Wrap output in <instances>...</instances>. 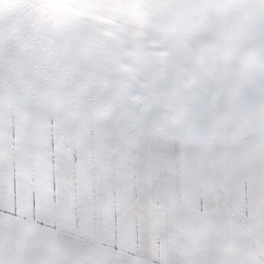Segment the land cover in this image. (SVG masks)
Instances as JSON below:
<instances>
[{
  "label": "snow or ice",
  "instance_id": "1",
  "mask_svg": "<svg viewBox=\"0 0 264 264\" xmlns=\"http://www.w3.org/2000/svg\"><path fill=\"white\" fill-rule=\"evenodd\" d=\"M159 11L202 24L228 14L221 0H36L27 29L0 23V91L14 79L24 92L15 124L0 121V234L54 231L95 241L87 264H145L149 243L189 220L220 222L243 191L249 170L225 105L238 111L244 86L225 101L218 83H173L165 106L140 81L110 87L67 72L53 86L48 78L47 62L63 63L73 45V60L90 67L120 17ZM29 48L40 63L23 58Z\"/></svg>",
  "mask_w": 264,
  "mask_h": 264
},
{
  "label": "clouds",
  "instance_id": "2",
  "mask_svg": "<svg viewBox=\"0 0 264 264\" xmlns=\"http://www.w3.org/2000/svg\"><path fill=\"white\" fill-rule=\"evenodd\" d=\"M35 5L36 0H0V23L5 30L27 29ZM221 6L227 16L218 21L210 13L205 24L199 17L185 20L168 11L142 18L122 16L96 45L90 67L73 60L75 45L63 63L46 64L53 86L67 72L90 74L110 87L135 80L147 85L165 106L170 103V85L189 79L218 83L225 101L233 85L246 90L247 102L235 112L225 105V115L239 132L241 159L250 180L220 222L189 220L172 229L154 248L148 244L145 264L153 255L157 264H264V0H221ZM21 55L28 62H41L30 48ZM23 97L14 79L0 91V121L5 126L15 124ZM18 238L24 241L21 246ZM96 247L95 241H88L69 248L58 235L25 239L5 230L0 234V264H87Z\"/></svg>",
  "mask_w": 264,
  "mask_h": 264
},
{
  "label": "rangeland",
  "instance_id": "3",
  "mask_svg": "<svg viewBox=\"0 0 264 264\" xmlns=\"http://www.w3.org/2000/svg\"><path fill=\"white\" fill-rule=\"evenodd\" d=\"M41 227L43 228V225H41ZM42 236L44 238H48L50 236H57V235L54 233V231L51 234L49 233V231H43ZM58 237L66 247L71 248V247L78 245L77 242H75L72 238L68 237L67 235L58 236ZM81 243H83V242H81Z\"/></svg>",
  "mask_w": 264,
  "mask_h": 264
}]
</instances>
